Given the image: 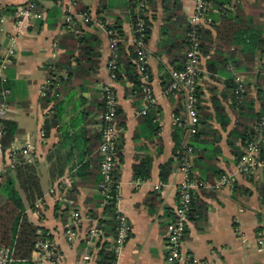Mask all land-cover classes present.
Wrapping results in <instances>:
<instances>
[{"label": "crops", "instance_id": "obj_1", "mask_svg": "<svg viewBox=\"0 0 264 264\" xmlns=\"http://www.w3.org/2000/svg\"><path fill=\"white\" fill-rule=\"evenodd\" d=\"M28 1L0 0V63L13 52L1 80L9 85L4 121L14 129L13 144L5 151L34 152L43 192L35 208L27 210L29 221L49 233L64 264H80L87 250L90 264H99L105 245L114 251L117 229L102 225L113 218L99 190V122L105 110L102 89L111 81L107 30L115 28L121 49V78L114 84L121 131L120 210L132 227L117 264H166L167 226L183 181L176 137L181 136V150L193 141L187 129L178 126L187 119L185 90L169 89L172 72L184 67L196 0H148L149 65L158 105L147 116L140 114L143 104L135 71L127 68L134 63L135 0H78L75 7L69 0H38L42 18L20 31L13 15ZM66 14L91 18L88 24L79 22L82 41L65 31ZM208 17L212 24L203 29L202 42L211 50L202 54L198 103L212 117L194 143L199 155L193 159L194 174L207 187L197 193L183 243V256L191 262L182 264H264V167L240 176L234 191L218 192L209 184L218 174L235 171L234 145L244 149L241 141L232 145L230 139L243 121L232 106L231 81L236 75L245 81L259 110L256 83L264 77V0H209ZM248 47L257 49L253 53ZM252 55L254 65L249 63ZM168 164L171 172L163 181L162 169ZM67 226L77 233L71 242ZM94 227L100 236L92 240L89 232Z\"/></svg>", "mask_w": 264, "mask_h": 264}, {"label": "built area", "instance_id": "obj_2", "mask_svg": "<svg viewBox=\"0 0 264 264\" xmlns=\"http://www.w3.org/2000/svg\"><path fill=\"white\" fill-rule=\"evenodd\" d=\"M72 7H75L78 0H69ZM208 1L196 0L193 15L189 22L188 47L185 52V63L182 70L173 71V84L169 91H178L180 88L185 90V106L187 119L184 123H180L179 127L187 129L191 141L197 136L201 128L200 118L197 107V91L199 85V76L201 73V31L212 24V20L208 17ZM15 25L21 31L25 29L27 24L33 20L41 19L42 15L38 11V0H29L28 3L18 8L14 13ZM149 17V6L147 0H138L137 7L133 11V46H134V64L138 73V88L142 98V109L140 114L147 116L148 113L157 107L158 99L153 91V83L149 65L148 54V26L146 18ZM80 21L88 24L91 18L87 14H66L64 21V29L67 33L73 34L80 39L83 33L80 29ZM3 21H0V27ZM109 35L110 59L108 63V71L110 73V84L103 87L104 113L99 122V133L101 145L99 152L101 155L100 172L102 181L100 184V193L103 194L108 201L112 200L117 216V235L115 239V262L117 264L122 256L125 245L130 239L132 227L131 224L120 210L121 195L119 193V184L115 181V172L118 167V153L121 131L117 125V117L119 113V100L114 84L117 82V73L119 70V44L120 39L114 31L107 30ZM13 52H9V56L4 58L0 63V80L3 81V72L11 63L10 57ZM235 84V103L240 105L245 97L246 83L242 77L236 75L233 79ZM58 88V85H56ZM49 90V88L47 89ZM8 104L0 103V182L2 177L9 171H14L17 167L24 164H34L36 155L30 149L17 150L15 148L4 151L2 148V139L5 132L2 129V121L7 117ZM45 137L44 130H41V138ZM264 141V116L257 125L256 134L247 143L243 156L236 164L233 173L222 175L212 186L215 191L229 190L234 191L240 176L254 175L264 167V159L262 158L261 146ZM194 149L189 142L180 153L179 163L180 171L183 175V181L178 188V205L174 212L173 218L167 226V253L166 264H182L190 263L183 256V243L190 223V213L194 195L200 189L206 188L207 184L199 181L193 171ZM162 185H158L156 189H160ZM114 192V193H113ZM76 222L79 218L75 216ZM67 228V237L71 242L77 237L75 230L69 226ZM39 236L43 235L42 231L38 232ZM48 236H50L48 234ZM100 231L94 227L89 232L90 239H98ZM263 245L262 239L259 241ZM92 256L86 251L80 264H90ZM19 262L15 259L14 249L11 247H2L0 249V264H15ZM31 264H64L62 257L57 251L55 242L51 238L40 239L35 245V255Z\"/></svg>", "mask_w": 264, "mask_h": 264}, {"label": "trees", "instance_id": "obj_3", "mask_svg": "<svg viewBox=\"0 0 264 264\" xmlns=\"http://www.w3.org/2000/svg\"><path fill=\"white\" fill-rule=\"evenodd\" d=\"M138 0L134 1V6L132 9V18H133V11L137 7ZM147 4L149 6V2L147 0ZM12 10V9H9ZM146 23L148 26V35L150 36V27H149V20L146 18ZM114 31L117 36L119 37L117 29H109ZM201 31V54H208L210 53V47L206 46L204 41L202 42V34ZM219 31V29H218ZM189 33V28H188ZM84 38L81 37L80 41ZM188 42V41H187ZM233 42L229 45L231 46ZM188 44V43H187ZM258 46L257 48H259ZM264 47V45H263ZM257 48L248 47L251 52ZM120 44H119V52H120ZM132 58L135 59V54H132ZM132 59V60H133ZM254 55L250 58V65H254ZM120 63L121 58L119 59V70L117 73V81L121 78L120 72ZM127 68L129 71H135V82L138 86V73L136 72V66L134 63H128ZM183 69V68H182ZM181 69V70H182ZM256 83V88H258V99L259 102V110L257 111L256 100L249 95V88L246 86V93L243 102L240 105L235 103V84L234 81H231V89H232V106L235 111L239 114V117L243 118V121L249 120V122H243L237 125L235 130L231 133V143L234 145L236 142L241 141L243 146V151L241 147H235V155L237 156V162L243 156L244 150L247 146V143L252 139V137L256 134L257 125L259 124L261 118L264 116V77H258ZM139 89V88H138ZM9 90L8 83H4L0 80V103L7 99L6 91ZM197 99L199 100V94L197 91ZM198 107V114L200 118V125L201 128L197 136L193 139L191 145L194 149V155H199L198 146L194 143L201 138L204 134L202 131V126H207L211 120L212 115H209L205 111H202L200 107V103L197 102ZM217 112L220 114L222 110L216 106ZM222 114V113H221ZM251 124L252 127L248 126ZM2 129L5 132V137L2 139V148L4 151L10 148L13 144L14 138V129L6 122L2 121ZM181 136L177 134L176 137V147H175V155L179 161L181 150ZM264 143V141H263ZM263 144L261 146L262 151V158L264 159V152H263ZM201 155V154H200ZM172 163V162H171ZM171 172V164L166 165L162 169V180L166 181L168 175ZM223 174H218L216 179L209 182V184H214ZM118 175L119 171L116 170L115 172V181L118 183ZM195 175V174H194ZM137 177L141 176L140 173L136 174ZM198 179V177L195 175ZM199 180V179H198ZM102 181V177H101ZM199 181H203L202 179ZM204 182V181H203ZM206 183V182H205ZM101 184V182H100ZM202 190V189H200ZM114 193V192H113ZM198 193V192H197ZM194 195L193 204H192V211L190 213L189 219L191 220L196 208L198 194ZM43 198V192L40 184V177L38 175L36 164H24L17 167L14 171H9L2 177L0 182V249L2 247H11L14 249V256L15 259L19 262L15 264H31L32 259L35 255V245L40 239L50 238L48 236V232L44 229L38 228L33 223H31L27 216V210L29 208L34 209L37 201ZM110 211V215L113 219L111 221L103 222L102 225H106V229L111 227L112 231L117 229L116 227V219L117 216L115 214L114 203L112 200L109 201L108 208ZM60 210V206H57L56 211ZM42 231L43 235L39 236L38 232ZM115 262V254L114 251H109L106 248V245L102 248L99 253V264H114Z\"/></svg>", "mask_w": 264, "mask_h": 264}]
</instances>
